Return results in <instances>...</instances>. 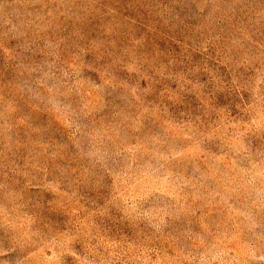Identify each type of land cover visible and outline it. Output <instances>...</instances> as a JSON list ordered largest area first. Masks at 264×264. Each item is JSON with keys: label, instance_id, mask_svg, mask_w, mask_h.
Instances as JSON below:
<instances>
[{"label": "rangeland", "instance_id": "374dc122", "mask_svg": "<svg viewBox=\"0 0 264 264\" xmlns=\"http://www.w3.org/2000/svg\"><path fill=\"white\" fill-rule=\"evenodd\" d=\"M0 264H264V0H0Z\"/></svg>", "mask_w": 264, "mask_h": 264}]
</instances>
